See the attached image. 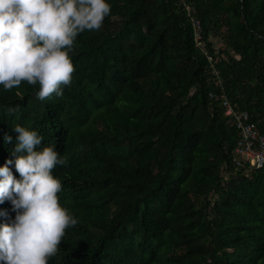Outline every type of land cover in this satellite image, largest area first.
Returning <instances> with one entry per match:
<instances>
[{
    "label": "trees",
    "instance_id": "obj_1",
    "mask_svg": "<svg viewBox=\"0 0 264 264\" xmlns=\"http://www.w3.org/2000/svg\"><path fill=\"white\" fill-rule=\"evenodd\" d=\"M106 2L101 28L74 41L62 97L0 85V167L17 124L67 161L52 174L77 224L49 264H264V171L235 168L237 130L209 98L222 88L264 134V0ZM14 219L0 204V224Z\"/></svg>",
    "mask_w": 264,
    "mask_h": 264
},
{
    "label": "clouds",
    "instance_id": "obj_2",
    "mask_svg": "<svg viewBox=\"0 0 264 264\" xmlns=\"http://www.w3.org/2000/svg\"><path fill=\"white\" fill-rule=\"evenodd\" d=\"M109 14L106 0H0V85L7 91L22 81L38 83L41 101L53 93L62 97L61 85H70L75 71L69 57L75 39L99 30ZM18 111L19 105L6 109ZM14 131L15 160L0 167V204L11 202L15 219L0 224V262L49 264L65 230L77 224L61 206V182L52 174L67 161L54 147L41 148L44 138L37 131L19 124ZM4 139L12 142L11 136ZM13 163L19 179L9 167Z\"/></svg>",
    "mask_w": 264,
    "mask_h": 264
},
{
    "label": "built area",
    "instance_id": "obj_3",
    "mask_svg": "<svg viewBox=\"0 0 264 264\" xmlns=\"http://www.w3.org/2000/svg\"><path fill=\"white\" fill-rule=\"evenodd\" d=\"M187 15L191 18L194 39L196 47L206 56L210 63H214L215 57H218V50L210 53L206 43L203 40L201 23L195 18V10L187 6ZM217 85H221L217 82ZM210 100L223 110L224 115L229 119L232 126L235 127L238 134V141L232 154V163L237 170H263L264 171V134L260 131L258 125L251 120L247 112L238 110L237 106L232 104L224 90L212 93Z\"/></svg>",
    "mask_w": 264,
    "mask_h": 264
},
{
    "label": "rangeland",
    "instance_id": "obj_4",
    "mask_svg": "<svg viewBox=\"0 0 264 264\" xmlns=\"http://www.w3.org/2000/svg\"><path fill=\"white\" fill-rule=\"evenodd\" d=\"M214 42H216L219 46L223 45V41L219 38L214 39Z\"/></svg>",
    "mask_w": 264,
    "mask_h": 264
}]
</instances>
